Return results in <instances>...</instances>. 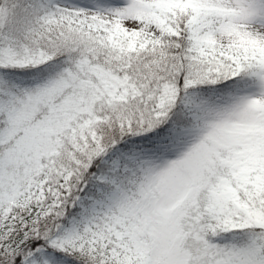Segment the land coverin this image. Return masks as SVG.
Instances as JSON below:
<instances>
[{"label":"snow or ice","instance_id":"6c2138e0","mask_svg":"<svg viewBox=\"0 0 264 264\" xmlns=\"http://www.w3.org/2000/svg\"><path fill=\"white\" fill-rule=\"evenodd\" d=\"M0 264H264V0H0Z\"/></svg>","mask_w":264,"mask_h":264}]
</instances>
